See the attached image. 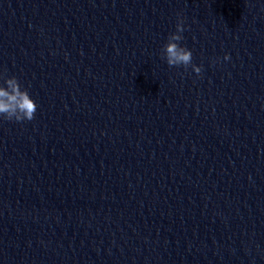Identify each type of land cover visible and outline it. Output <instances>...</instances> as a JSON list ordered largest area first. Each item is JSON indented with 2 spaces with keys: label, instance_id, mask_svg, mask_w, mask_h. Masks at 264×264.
<instances>
[{
  "label": "clouds",
  "instance_id": "obj_1",
  "mask_svg": "<svg viewBox=\"0 0 264 264\" xmlns=\"http://www.w3.org/2000/svg\"><path fill=\"white\" fill-rule=\"evenodd\" d=\"M184 31V19L178 13L175 31L167 37L161 58L169 67H183L185 70L191 67L192 71L200 76L202 66L193 64L192 51L180 43L184 39L182 35ZM223 59L228 61L230 56L226 54ZM37 107L28 88L24 87L16 76H8L6 72H0V119L18 123L32 121Z\"/></svg>",
  "mask_w": 264,
  "mask_h": 264
}]
</instances>
